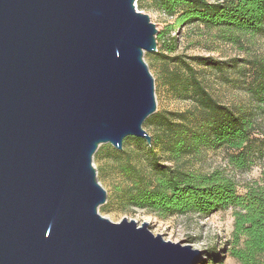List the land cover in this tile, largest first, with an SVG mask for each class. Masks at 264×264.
I'll use <instances>...</instances> for the list:
<instances>
[{
    "label": "water",
    "instance_id": "1",
    "mask_svg": "<svg viewBox=\"0 0 264 264\" xmlns=\"http://www.w3.org/2000/svg\"><path fill=\"white\" fill-rule=\"evenodd\" d=\"M136 2L0 0V264H200L148 222L99 213V147L152 141L159 30Z\"/></svg>",
    "mask_w": 264,
    "mask_h": 264
},
{
    "label": "trees",
    "instance_id": "2",
    "mask_svg": "<svg viewBox=\"0 0 264 264\" xmlns=\"http://www.w3.org/2000/svg\"><path fill=\"white\" fill-rule=\"evenodd\" d=\"M138 7L154 8L173 17L157 35L162 61L160 80L175 97L190 101L184 110H161L144 123L152 141L127 138L145 146L147 168L131 160L122 165L125 181L118 183L109 202L124 211L144 210L162 220L177 215L209 217L232 207V247L226 251L212 246L203 250L200 264L222 263L230 254L240 264H264V184L250 185L240 193L234 179L221 170L202 172L191 158L206 149L225 148L230 161L248 169L264 153V137L257 136L255 107H236L220 101L205 82L202 69L220 74L228 69L248 72L246 91L251 101L264 104V58L216 59L213 56L178 54L179 41L173 31L184 26L220 29L227 41L264 34V0H137ZM145 55H151L146 52ZM241 63L245 64L242 65ZM264 136V135H263ZM115 154L124 152L113 150ZM101 147L95 160L104 158Z\"/></svg>",
    "mask_w": 264,
    "mask_h": 264
},
{
    "label": "rangeland",
    "instance_id": "3",
    "mask_svg": "<svg viewBox=\"0 0 264 264\" xmlns=\"http://www.w3.org/2000/svg\"><path fill=\"white\" fill-rule=\"evenodd\" d=\"M136 7L138 10L150 15L159 32L174 21L173 17H169L154 8L143 7L140 9L137 2ZM171 35L178 38L179 48L177 53L185 56H213L222 60L234 57L240 59L264 58V34L242 37L239 42L234 43L227 41L220 29L184 26L173 31ZM149 53L151 55H145V60L155 78L156 111L186 109L190 105V101L175 98L162 85L160 69L163 62L154 57L156 52ZM201 69L205 82L220 101L236 107H255L259 124L257 136L264 137V104L261 105L251 101L246 91L248 72L244 71L242 73L228 69L226 74H220L209 68ZM133 137L129 136L127 138ZM127 138L124 140L121 150L110 143L102 144L100 147L105 155L104 158L100 161L94 159L98 179L107 190L108 196L113 193L118 183L125 181L120 170L127 161L131 160L132 163L137 164L144 170L147 168L145 146L132 139L127 140ZM113 150L123 151L124 153L118 155ZM191 164L195 169L202 172L209 173L221 170L235 180L238 190L242 194L246 192L247 187L250 185L264 184V153L258 156L255 163L248 169H239L233 164L225 148L203 150L199 156L191 158ZM233 212L234 209L229 207L205 218L196 214H188L162 220L146 213L144 210L124 211L118 202L108 203L107 200L105 204L99 207V213L113 222H120L125 217L136 220L138 224L146 221L150 224L149 228L155 235L161 234L166 240L182 242L184 245L190 244L201 250L216 246V248L224 249V251L232 247L231 241L235 219ZM202 259H206V257L202 256ZM219 264H240V261L228 252L223 254L222 263Z\"/></svg>",
    "mask_w": 264,
    "mask_h": 264
}]
</instances>
